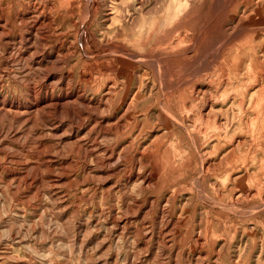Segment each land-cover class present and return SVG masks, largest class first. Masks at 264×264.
<instances>
[{"label":"rangeland","instance_id":"rangeland-1","mask_svg":"<svg viewBox=\"0 0 264 264\" xmlns=\"http://www.w3.org/2000/svg\"><path fill=\"white\" fill-rule=\"evenodd\" d=\"M72 2L0 0V264H264L239 55L264 27L244 0Z\"/></svg>","mask_w":264,"mask_h":264},{"label":"bare ground","instance_id":"bare-ground-1","mask_svg":"<svg viewBox=\"0 0 264 264\" xmlns=\"http://www.w3.org/2000/svg\"><path fill=\"white\" fill-rule=\"evenodd\" d=\"M33 1L34 0H29V4H28V7H29V9H33V10H35V8H37V7H39L40 9H43V11H44V13H47V16H49V15H51V13H52V10H54L55 8H53V6L55 5V4H52V5H50V4H45V5H43L42 6V3H40L39 2V0H35L34 2H35V4L33 3ZM55 1V3H56V5H57V7H58V9L60 10V15H63V14H67L68 15V12L70 11V10H72V8H73V5H74V2H72V0L70 1V0H54ZM75 1V0H74ZM137 1V0H136ZM141 2H142V0H140ZM159 1V0H158ZM92 2V1H91ZM145 1H143V3H144ZM156 3V2H155ZM159 3V2H158ZM244 3H245V5H246V7H247V9H249L250 10V12L248 13V14H245V15H247V17H249V19L251 20V21H253L254 23H256L258 26H260V27H264V0H244ZM114 4V3H113ZM116 4H119V3H117L116 2ZM55 5V6H56ZM141 5V4H140ZM52 8H51V7ZM118 6V5H117ZM115 7V6H114ZM140 7V6H139ZM128 8V7H127ZM126 8V9H127ZM1 10V9H0ZM114 10V9H113ZM58 11V10H57ZM89 11V10H88ZM115 11V10H114ZM119 11H120V9H119ZM118 11V12H119ZM123 11V10H122ZM38 12V11H37ZM127 13V12H126ZM114 14V13H113ZM113 14H110V15H113ZM128 14V13H127ZM126 14V15H127ZM254 15H256V17L257 18H255V16ZM114 16V15H113ZM120 16V15H119ZM124 16V15H123ZM55 17H56V15H55ZM54 17V18H55ZM64 17H66V15L64 16ZM67 17H69V16H67ZM70 17H71V15H70ZM73 17V16H72ZM244 16H242V17H239V21H240V19H242ZM53 18V17H52ZM116 20V16H115V18H114V20L113 21H115ZM124 20V19H123ZM122 21V20H121ZM127 21V20H126ZM118 22H120V21H118ZM24 23V22H23ZM48 23H49V25L51 26L50 27V29L52 28V25L54 24V22H53V24H52V21H51V19H48ZM116 23V22H115ZM122 25V24H121ZM1 28V27H0ZM2 29H4V28H2ZM43 29V28H42ZM41 29V30H42ZM234 29H236V28H234ZM48 32H50V31H48ZM51 33H52V31H51ZM183 35V38H182V41H185V43H190L191 42V37L188 35V33L187 32H185V33H182ZM39 35V34H38ZM44 35V34H43ZM47 35V34H46ZM49 36V35H48ZM264 37V36H263ZM35 38V37H34ZM39 38V37H38ZM45 38H47V37H45ZM50 38V37H49ZM36 39V38H35ZM42 40V39H41ZM45 40V39H44ZM47 40V39H46ZM177 46H172V48H177L179 45H183L184 43L183 42H181V41H178L177 42ZM259 49H261L262 51H263V53H264V38L259 42V45H256V47L254 46V47H250L249 48V50L247 51V50H245V51H241V52H239L240 54V56H243V55H245L246 57H250L251 58V62H250V65L247 67V72H248V75H249V77L251 78V80L253 81L252 82V84H246V88H250V87H252L256 82H259L260 81V79L262 80V81H264V60H263V58H264V54H263V56H260V54H259V52H258V50ZM21 58V57H20ZM238 58V57H237ZM236 58V59H237ZM262 58V59H261ZM141 59V58H140ZM238 61V60H237ZM140 62H141V60H140ZM145 62V61H144ZM143 62V63H144ZM146 63V62H145ZM144 63V64H145ZM232 64H233V62H232ZM237 64V63H236ZM232 68V67H231ZM241 68V64L239 65V67L237 68L238 70ZM234 69V68H233ZM244 77V76H243ZM249 81H250V79H249ZM250 83V82H249ZM263 83V82H262ZM244 84V83H243ZM262 85V84H261ZM239 86H240V84H239ZM263 86V85H262ZM260 92H259V94H261V98L256 102V105H255V108H257V109H260V106L262 105V104H264V86H263V88L261 89V90H259ZM203 93V92H202ZM246 94V93H245ZM246 97V96H245ZM210 102L211 101V99H210V97H208V99L206 100V102ZM211 104V103H210ZM209 104V105H210ZM263 106V105H262ZM254 107V106H253ZM263 108V107H262Z\"/></svg>","mask_w":264,"mask_h":264}]
</instances>
